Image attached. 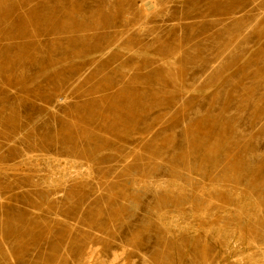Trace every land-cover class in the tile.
Segmentation results:
<instances>
[{
    "label": "rangeland",
    "instance_id": "374dc122",
    "mask_svg": "<svg viewBox=\"0 0 264 264\" xmlns=\"http://www.w3.org/2000/svg\"><path fill=\"white\" fill-rule=\"evenodd\" d=\"M263 255L264 0H0V264Z\"/></svg>",
    "mask_w": 264,
    "mask_h": 264
},
{
    "label": "bare ground",
    "instance_id": "6f19581e",
    "mask_svg": "<svg viewBox=\"0 0 264 264\" xmlns=\"http://www.w3.org/2000/svg\"><path fill=\"white\" fill-rule=\"evenodd\" d=\"M14 166V165H13ZM62 172V171H61ZM57 173V172H56ZM56 185V184H55ZM164 186V185H163ZM154 218V217H153ZM159 220H161V219H159ZM161 223V222H160ZM161 224H163V223H161ZM172 225V224H171ZM164 226V225H163ZM253 244V243H252ZM249 246V245H248ZM87 247V246H86ZM89 249H91V248H89ZM98 249V248H97ZM88 250V249H87ZM112 253V252H111ZM97 254V253H96ZM118 254V253H117ZM115 257H117V256H115ZM114 257V258H115ZM263 257H264V255H263ZM119 258V257H118ZM113 259V258H112ZM115 260V259H114ZM117 261V260H116ZM236 261V260H235ZM263 262V261H262ZM100 263V262H99ZM109 263V262H108ZM250 263H252V262H250Z\"/></svg>",
    "mask_w": 264,
    "mask_h": 264
}]
</instances>
